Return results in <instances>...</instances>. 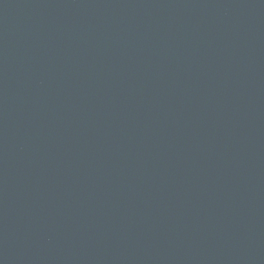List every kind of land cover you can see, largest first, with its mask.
I'll list each match as a JSON object with an SVG mask.
<instances>
[{
	"label": "water",
	"instance_id": "obj_1",
	"mask_svg": "<svg viewBox=\"0 0 264 264\" xmlns=\"http://www.w3.org/2000/svg\"><path fill=\"white\" fill-rule=\"evenodd\" d=\"M0 264H264V0H0Z\"/></svg>",
	"mask_w": 264,
	"mask_h": 264
}]
</instances>
